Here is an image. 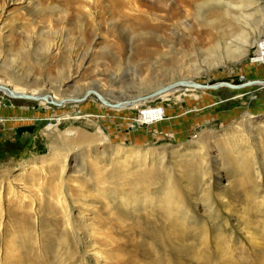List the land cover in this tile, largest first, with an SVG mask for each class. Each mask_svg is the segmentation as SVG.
Returning a JSON list of instances; mask_svg holds the SVG:
<instances>
[{
	"label": "rangeland",
	"instance_id": "1",
	"mask_svg": "<svg viewBox=\"0 0 264 264\" xmlns=\"http://www.w3.org/2000/svg\"><path fill=\"white\" fill-rule=\"evenodd\" d=\"M263 45L264 0H0V80L5 88L16 81L41 92L81 97L79 103L57 106L0 91L1 193L8 195L9 184L19 194L35 190L22 171L33 160L46 170L59 164L61 157L41 164L36 160L52 155L54 138L45 127L57 117L56 153L64 154L60 146H68V174L80 176L91 156L107 162L120 144L123 152L138 147L150 156L149 166L140 169L164 166L178 177L188 161L198 159L203 145L214 193L217 184L226 187L237 177L242 159L220 142L242 123L241 130L251 127L243 130L253 133L245 142L256 149L261 174L250 214L238 222L224 211L211 218L199 203L191 211L197 225L207 224L228 238L233 234L228 240L234 254L243 248L252 258L256 252L246 231L257 225L255 241L264 254V139L256 130L264 122V86L256 83L264 82ZM184 78L191 86L182 85ZM172 80L178 87L165 97H145L154 85ZM98 94L112 104L132 101L105 106ZM245 113L250 116L241 121ZM140 115L145 116L142 122ZM78 131L92 135L94 142L70 143ZM128 153L110 159L127 169L134 164V154ZM36 227L46 229L37 222Z\"/></svg>",
	"mask_w": 264,
	"mask_h": 264
},
{
	"label": "bare ground",
	"instance_id": "2",
	"mask_svg": "<svg viewBox=\"0 0 264 264\" xmlns=\"http://www.w3.org/2000/svg\"><path fill=\"white\" fill-rule=\"evenodd\" d=\"M174 80L154 85L145 97H165L178 87L173 84ZM183 80V86H191L188 78ZM256 83L264 86V82ZM0 91L11 97L35 99L44 105L81 102V97L41 92L39 88L23 87L16 81L11 88H5L0 80ZM141 94L138 93L137 98ZM98 97L105 106H126L132 101L112 104L102 95ZM242 116L241 121L250 114ZM60 119L53 118L45 127L54 138L49 151L52 155L36 159L41 164L44 160L52 162L61 157L59 164L46 170L33 160L28 168L22 169L29 174L26 181L35 189L32 194H19L10 184L8 195L0 191V264H264V254L255 241L257 225L246 231L253 243L250 246L256 252L252 258L243 248L234 254L228 240L233 234L228 238L222 232L211 231L207 224L197 225L191 211L193 203H199L211 218L220 217L224 211L236 215L238 222L250 212V204L259 196L258 185L261 186L256 149L245 142L253 133L246 135L243 130H249L250 126L241 130L242 123H238L234 127L236 134L220 142L221 147L227 146L230 154L240 155L242 161L237 177L226 187L217 184L213 193L210 162L203 145H199L198 159L188 161L190 164L184 165L178 177L164 169L163 156L156 159L163 168L140 169L149 166L150 156L138 147H129L123 152L120 144L109 156L115 159L114 156L121 157L128 152L134 154V164L127 168H135L133 172L121 167V163L115 164L111 157L106 162L91 156L87 170L76 172L80 176L68 174V146H60L64 154L56 153L59 141L53 135ZM144 119L145 116L140 115L138 121ZM256 127L257 135L264 139V122ZM68 141L91 145L94 138L78 131ZM246 221L251 223L250 219ZM36 222L46 229L40 231ZM49 247L53 251H48Z\"/></svg>",
	"mask_w": 264,
	"mask_h": 264
},
{
	"label": "water",
	"instance_id": "3",
	"mask_svg": "<svg viewBox=\"0 0 264 264\" xmlns=\"http://www.w3.org/2000/svg\"><path fill=\"white\" fill-rule=\"evenodd\" d=\"M204 87H208V86H204Z\"/></svg>",
	"mask_w": 264,
	"mask_h": 264
}]
</instances>
